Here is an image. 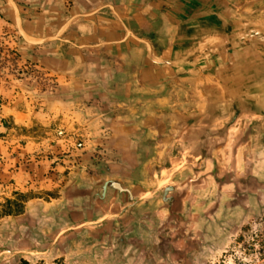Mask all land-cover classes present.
I'll return each instance as SVG.
<instances>
[{
	"label": "crops",
	"instance_id": "0c3cea01",
	"mask_svg": "<svg viewBox=\"0 0 264 264\" xmlns=\"http://www.w3.org/2000/svg\"><path fill=\"white\" fill-rule=\"evenodd\" d=\"M0 12V39L14 33L19 64L53 83L40 101L34 76L0 68V157L18 139V190L45 177L50 189L66 148L63 209L97 213L81 224L144 207L158 191L147 186L156 163L209 167L203 87L231 83L235 65L261 50L252 34L264 35V0H0ZM38 123L51 157L38 154Z\"/></svg>",
	"mask_w": 264,
	"mask_h": 264
},
{
	"label": "rangeland",
	"instance_id": "374dc122",
	"mask_svg": "<svg viewBox=\"0 0 264 264\" xmlns=\"http://www.w3.org/2000/svg\"><path fill=\"white\" fill-rule=\"evenodd\" d=\"M16 42L12 32L1 35L0 68L8 66L16 76H34L41 101L42 91L53 83L40 67L19 64ZM233 127L226 143L214 150L208 168L200 162L194 168L163 172L156 163L147 186H157L158 191L140 200L144 207L91 224L79 221L94 218L95 210L64 211L59 199L69 171L63 161L67 149H58L60 167L49 178L57 185L45 189V177L28 180L26 189L18 190L14 139V148L0 157V203L18 193L24 208L0 218V264H263L264 119L245 115ZM35 129L44 137L39 139V156L51 157L47 125L38 123ZM14 132L18 134V128ZM144 199L155 206H145Z\"/></svg>",
	"mask_w": 264,
	"mask_h": 264
},
{
	"label": "water",
	"instance_id": "95a60500",
	"mask_svg": "<svg viewBox=\"0 0 264 264\" xmlns=\"http://www.w3.org/2000/svg\"><path fill=\"white\" fill-rule=\"evenodd\" d=\"M261 50L251 51L242 64L235 65L231 83H209L203 87L206 112L213 130H209V144L204 149L210 166L211 150L224 145L229 129L245 115L264 119V35L253 33ZM167 190V189H166Z\"/></svg>",
	"mask_w": 264,
	"mask_h": 264
},
{
	"label": "trees",
	"instance_id": "16d2710c",
	"mask_svg": "<svg viewBox=\"0 0 264 264\" xmlns=\"http://www.w3.org/2000/svg\"><path fill=\"white\" fill-rule=\"evenodd\" d=\"M23 208L24 200L21 194L16 193L14 198H7L3 203H0V218L20 214Z\"/></svg>",
	"mask_w": 264,
	"mask_h": 264
},
{
	"label": "bare ground",
	"instance_id": "6f19581e",
	"mask_svg": "<svg viewBox=\"0 0 264 264\" xmlns=\"http://www.w3.org/2000/svg\"><path fill=\"white\" fill-rule=\"evenodd\" d=\"M250 117H251V118H254L255 116H253V115H250ZM232 128H234V127H232ZM232 128H231L230 130H232Z\"/></svg>",
	"mask_w": 264,
	"mask_h": 264
}]
</instances>
